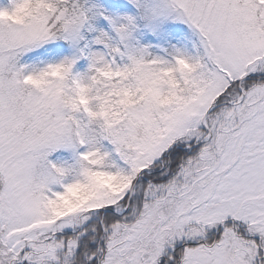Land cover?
<instances>
[{"label":"snow or ice","instance_id":"obj_1","mask_svg":"<svg viewBox=\"0 0 264 264\" xmlns=\"http://www.w3.org/2000/svg\"><path fill=\"white\" fill-rule=\"evenodd\" d=\"M0 264H264V0H0Z\"/></svg>","mask_w":264,"mask_h":264}]
</instances>
